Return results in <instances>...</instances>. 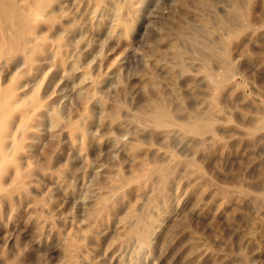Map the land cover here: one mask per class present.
Returning <instances> with one entry per match:
<instances>
[{
  "label": "rangeland",
  "instance_id": "rangeland-1",
  "mask_svg": "<svg viewBox=\"0 0 264 264\" xmlns=\"http://www.w3.org/2000/svg\"><path fill=\"white\" fill-rule=\"evenodd\" d=\"M48 1L27 5L48 4L46 50L0 74L22 71L18 91L38 102L20 155L30 184L1 204L0 264H264V0ZM153 100L218 119L220 139L156 132L136 117ZM153 165L165 184L146 180Z\"/></svg>",
  "mask_w": 264,
  "mask_h": 264
},
{
  "label": "bare ground",
  "instance_id": "bare-ground-1",
  "mask_svg": "<svg viewBox=\"0 0 264 264\" xmlns=\"http://www.w3.org/2000/svg\"><path fill=\"white\" fill-rule=\"evenodd\" d=\"M49 1L51 2L52 0ZM0 2V40H9L8 37L11 35L10 32L6 31L7 27L5 25L8 24L7 21H10L13 24L12 26L15 27V32L13 34L15 37L14 40H16L6 47L0 45V74L1 70L14 69L16 67L13 65L14 60L20 55L24 59V63L27 65V70L29 71L34 67L37 54L41 51H45L48 45L46 40L47 36L40 34L36 26L38 20L50 19V15L44 12L47 10L46 6H48V4L33 13L27 8V5L31 4V0H22L21 2L19 0H0ZM238 4V1H234V5ZM223 27L227 30V32L224 31V33L228 34V36H231L234 32L229 25L226 26V24H223ZM223 27H221V29ZM196 39L197 37H195V40ZM224 39V43L230 42V40ZM196 41L199 40L197 39ZM181 52V46H177L176 53L180 54ZM220 57L223 61H227L228 56L226 47L223 48ZM206 67L208 68L207 70H209V75L215 74L211 70V67ZM21 72L22 71L17 70L11 78H8L9 82L7 84L1 80L0 75V211L2 201L6 198L8 199L16 189L28 184L32 174V170H28V168L26 169L24 166V162H22L20 155L25 146L24 142L27 132L35 125L33 122L38 121V115L35 112L38 102L35 97L33 99L28 98V92L25 91L24 88L18 91L20 87H22V85H18L19 79H17ZM61 117V112L59 110L56 111L53 114L52 123L56 126L60 122ZM136 117L138 121L150 126L156 132L165 136L170 135L174 130L180 131L182 135L192 134L202 139L207 134H210L213 139L219 140L221 135L218 134L219 127H216L218 119L205 115V113L203 114L199 111H195L190 117L187 116L186 119L182 120L177 116V112L174 109L157 100H153L151 104L143 107L138 114L136 113ZM257 127H264L263 119ZM207 138L209 139V137ZM202 139H200V141H202ZM204 142L202 141V143ZM31 164L32 162H28V167H31ZM166 169L167 167L163 165H153L149 167L144 172V175H147L146 180H149L156 173L158 174L159 186L165 184L169 174V172H167L168 169ZM141 225L143 224L141 223ZM141 225L138 223V231L144 236L146 234L145 238L148 240L149 238L147 235L153 230L154 226L151 227V229L145 228L143 230L140 227Z\"/></svg>",
  "mask_w": 264,
  "mask_h": 264
}]
</instances>
